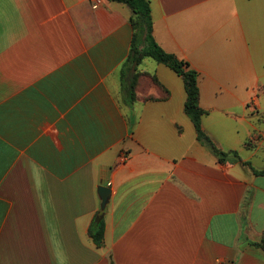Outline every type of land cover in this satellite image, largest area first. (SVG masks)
Here are the masks:
<instances>
[{"label": "crops", "instance_id": "1", "mask_svg": "<svg viewBox=\"0 0 264 264\" xmlns=\"http://www.w3.org/2000/svg\"><path fill=\"white\" fill-rule=\"evenodd\" d=\"M149 3L198 72L202 129L249 164L197 140L170 67L127 64L126 4L0 0V264H264V0Z\"/></svg>", "mask_w": 264, "mask_h": 264}, {"label": "trees", "instance_id": "2", "mask_svg": "<svg viewBox=\"0 0 264 264\" xmlns=\"http://www.w3.org/2000/svg\"><path fill=\"white\" fill-rule=\"evenodd\" d=\"M126 4L131 10L130 23L132 26V40L127 64L137 65L144 57H151L159 63L170 67L183 81L186 98L184 102V112L192 121L197 140L206 146L220 161L231 157L242 164H249L241 160L237 150L223 151L219 149L211 138L202 129V117L206 113L199 104L198 72L190 64L173 53L166 52L155 41L152 33L151 7L149 0H111ZM141 73H136L132 79L123 83V92L128 101L135 100L138 77ZM153 83L158 88L161 97H165L168 92L159 84L155 76L150 75ZM153 98V97H147ZM250 141L246 142L248 146ZM256 172V171H255ZM264 174V171L260 172ZM89 236L93 243L101 246L104 238V222L100 216H95L89 227ZM250 244L260 247L264 251V231L258 241Z\"/></svg>", "mask_w": 264, "mask_h": 264}, {"label": "water", "instance_id": "3", "mask_svg": "<svg viewBox=\"0 0 264 264\" xmlns=\"http://www.w3.org/2000/svg\"><path fill=\"white\" fill-rule=\"evenodd\" d=\"M98 195L100 198V210H99V215L101 216L103 214V211L105 209L106 204L109 201L111 191L108 187H105L103 185H100L97 188Z\"/></svg>", "mask_w": 264, "mask_h": 264}, {"label": "built area", "instance_id": "4", "mask_svg": "<svg viewBox=\"0 0 264 264\" xmlns=\"http://www.w3.org/2000/svg\"><path fill=\"white\" fill-rule=\"evenodd\" d=\"M93 5H101L103 3V0H89ZM250 105L255 106V104L253 102H250L249 103ZM254 108V107H253ZM127 160V156L122 153L119 158H118V161L119 163H123Z\"/></svg>", "mask_w": 264, "mask_h": 264}]
</instances>
